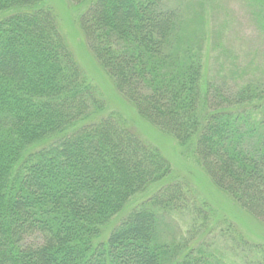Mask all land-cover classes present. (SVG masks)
Returning a JSON list of instances; mask_svg holds the SVG:
<instances>
[{"label": "trees", "instance_id": "trees-1", "mask_svg": "<svg viewBox=\"0 0 264 264\" xmlns=\"http://www.w3.org/2000/svg\"><path fill=\"white\" fill-rule=\"evenodd\" d=\"M71 1L88 4L83 31L118 91L142 118L193 144L214 184L264 222V90L207 80L211 0L186 15L171 0ZM249 1L264 34V0ZM94 100L46 0H0V264H230L163 238L178 184L106 232L172 166L120 118L85 123ZM261 253L238 264H264Z\"/></svg>", "mask_w": 264, "mask_h": 264}, {"label": "rangeland", "instance_id": "rangeland-1", "mask_svg": "<svg viewBox=\"0 0 264 264\" xmlns=\"http://www.w3.org/2000/svg\"><path fill=\"white\" fill-rule=\"evenodd\" d=\"M198 1L171 0L169 5L179 7L186 15L194 8L198 10ZM46 4L56 15L70 51L94 89L92 116L85 123L110 115L120 118L145 143L159 149L172 166L171 174L164 180L134 196L113 218L106 232L159 190L178 184L182 190L176 200L179 209L165 216L161 223L165 240L193 248L195 254L201 249L230 264L260 258L264 250V222L214 184L193 144L181 145L172 135L142 118L118 91L83 31L81 20L88 4L71 0H46ZM250 4L249 0H211L204 8V73L207 80L216 82L226 91H235L238 85L249 80L264 90V34Z\"/></svg>", "mask_w": 264, "mask_h": 264}]
</instances>
